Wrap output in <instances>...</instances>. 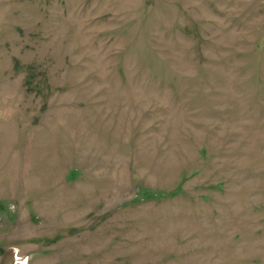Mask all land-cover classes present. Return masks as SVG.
Segmentation results:
<instances>
[{
    "label": "rangeland",
    "instance_id": "1",
    "mask_svg": "<svg viewBox=\"0 0 264 264\" xmlns=\"http://www.w3.org/2000/svg\"><path fill=\"white\" fill-rule=\"evenodd\" d=\"M0 264H264V0H0Z\"/></svg>",
    "mask_w": 264,
    "mask_h": 264
}]
</instances>
